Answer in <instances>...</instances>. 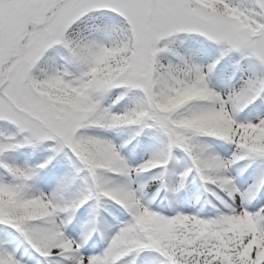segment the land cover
<instances>
[{"label":"snow or ice","instance_id":"obj_1","mask_svg":"<svg viewBox=\"0 0 264 264\" xmlns=\"http://www.w3.org/2000/svg\"><path fill=\"white\" fill-rule=\"evenodd\" d=\"M0 264H264V0H0Z\"/></svg>","mask_w":264,"mask_h":264}]
</instances>
